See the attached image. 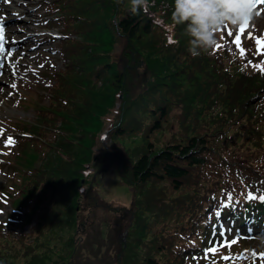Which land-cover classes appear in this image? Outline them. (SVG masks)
I'll return each mask as SVG.
<instances>
[{
  "label": "trees",
  "instance_id": "16d2710c",
  "mask_svg": "<svg viewBox=\"0 0 264 264\" xmlns=\"http://www.w3.org/2000/svg\"><path fill=\"white\" fill-rule=\"evenodd\" d=\"M150 4L146 12L133 13L127 8L116 18L114 0H51L47 4L54 18L59 15L61 23L73 15L80 18L76 26L83 31L78 38L84 43L87 33L109 41L115 32L124 38V43L118 59L100 56L94 42L87 49L83 46L81 56L76 58L78 63L86 58L81 65L91 71L92 77L75 73L74 65L78 63L75 57L71 58L66 74L55 81L59 82L61 95L54 93V97L61 105L53 109L51 116L39 117L42 124L53 122L58 115L61 120V125L50 129L48 142L40 144L50 153L41 157V168L35 175L41 191L36 195L38 200L28 205L24 217L26 223L34 219L31 232L50 235L44 238L46 248L51 238L62 240L61 236H53L63 227H76L74 206L80 187L86 182L84 175L96 159L93 148L102 117L113 106L115 92L120 87L128 91L134 83L138 89L129 100L125 94L122 116L133 110V116L146 130H156L173 103L179 107L178 119L186 120V126L176 142L153 153L142 151L124 163L122 158L116 159L120 164L118 176L127 185L163 181L172 191L179 192L167 200L161 197V206L149 205L147 223L167 222L170 230L162 241L148 244L132 264H187L200 256L204 245L211 246L216 233L264 231V202L259 199L264 190H256V181H264V72L239 70L232 77L224 70L225 65L212 58L213 54L206 56L202 51L192 57L185 25L176 26L168 14L173 1L150 0ZM103 43L106 49L102 51L106 53L110 45L106 40ZM93 53H97L94 58ZM95 79L103 85L98 92H93ZM191 117H196L192 123ZM199 117H208L213 125L200 129ZM120 125L113 127L114 134L123 135L125 129ZM212 145L217 146L214 151ZM100 170L105 172L108 168ZM31 190L33 185L25 190L28 198L34 196L29 193ZM249 193L256 199H248ZM59 211L65 212L63 217ZM136 223L130 230L138 233ZM27 237L30 234L12 236L0 232V264H44L47 249L39 255L28 251L24 255L26 248L14 252L5 244H25ZM52 244L62 253L61 245ZM67 245L71 248L72 240ZM121 250L123 259L115 264H127L124 257L131 250Z\"/></svg>",
  "mask_w": 264,
  "mask_h": 264
},
{
  "label": "rangeland",
  "instance_id": "374dc122",
  "mask_svg": "<svg viewBox=\"0 0 264 264\" xmlns=\"http://www.w3.org/2000/svg\"><path fill=\"white\" fill-rule=\"evenodd\" d=\"M50 1L0 0V19H4L0 24L6 21V41L16 36L12 34V30L16 29L15 25L21 26L19 31L23 28L27 34L40 37L39 40L31 42L28 49L33 51L31 55L27 56L21 52L15 54V51L18 52L17 47L23 43L22 37L18 36L14 38L17 43L8 48L4 47L3 50V53L7 51L5 61L9 64L0 69V232H8L12 236L30 234V237L25 238V244L20 241L5 244L14 252L26 248L24 255H27V251L39 255L41 250L47 249L44 251V264H115L120 258L123 259L121 249L126 247L131 251L124 257L125 262L132 264L133 260L146 251L148 244L155 240L162 241L167 235V230H170L167 222L147 223L150 219L147 216L149 205L161 206V197H166L167 200L179 192L172 191L169 184L163 181L153 185H150V182L127 185L118 176L120 164L116 163V159L122 158L124 163L126 158H134L142 151L153 153L169 142H176L177 137L184 131L186 120L178 119L179 107L172 103L166 119L161 121L160 128L146 130L137 116H133V110L123 116L121 114V103L122 106L126 104L125 94H128L129 100L138 89L136 83L130 88L128 86V91L120 87V91L114 94L116 100L113 106L102 117L93 148L96 159L90 163L88 172L84 175L86 182L80 187V195L74 206L76 227H63L59 234L53 236H61L62 240L51 238L50 246L46 248L48 245L44 238H49L50 235L45 233L37 236L35 230L31 232L30 226L34 219L26 223L24 217L28 205L38 200L36 195L41 191L38 187L39 179L35 176L41 168V157H47L50 153L40 144L48 142V138L52 136L50 129L61 125V120L58 115L53 122L42 124L39 117L45 114L51 116L53 109L61 105L54 97V93L61 95L59 82L55 81L66 74L71 58L81 56L83 46L87 49L91 42H94L100 56L105 54L111 59H118L121 57L124 43V38L118 35V32H115L114 38L109 41L103 39L104 36L95 39L94 33H87V41L84 43L78 38L83 31L76 26L80 18L73 15L64 23L59 22V15L54 18V14L52 15L47 7ZM263 1L260 0L254 8V16L247 21L242 33L240 28L243 23L239 26L225 24L216 36V45L220 47L215 45L206 51L207 53L203 52L206 56L213 54L212 58H216L222 66L225 65L224 70L228 71L229 75L232 74V77L239 70H259L253 65H260L264 61V55L257 53L256 44L257 38L264 39ZM113 7V17L116 18L127 8H131L130 0H120L119 4L114 0ZM168 14L171 15L170 11ZM229 31L232 32L231 36L228 35ZM237 33H240L239 48L233 42ZM185 39L189 37L186 36ZM105 40L110 45L106 53L102 51L106 49L103 43ZM241 48L244 50L243 56L240 53ZM9 52L11 56L8 55ZM87 53L89 54L88 51ZM97 53H93L92 57H96ZM76 61L78 63L77 58ZM85 61L86 58L83 57L74 65L75 73L91 78V71L81 65ZM93 81V92L100 91L103 88L102 83L98 79ZM13 84L16 85L15 88L12 87ZM84 94L85 91L81 96ZM195 119L196 117H191L190 123ZM127 120L128 123H125ZM208 120V117H199L200 129L207 124L213 125ZM261 122L264 132V120ZM118 123L125 129L123 135L114 134L112 131ZM236 127L238 126L232 128ZM228 145L233 146L230 143ZM216 147L212 145L213 151ZM102 167L108 170L103 172L100 170ZM256 182H259L256 190H264V181L259 179ZM32 185L33 190L29 193L34 196L28 198L25 190ZM37 213L38 211L33 215ZM58 213L61 217L65 214L64 211ZM138 218L140 222L136 223ZM134 223L139 225L138 233L130 230ZM54 227L57 225L54 224ZM260 233L264 231L237 234L236 230H231L224 231L223 235L216 233L210 241L211 246L204 245L199 251L200 256L187 264H262L259 254L264 251L258 249L259 242L256 239ZM71 240L73 246L70 248L67 243ZM52 243L61 245L62 253L59 254ZM204 243L205 239L202 241V244ZM213 249L215 251H212ZM153 251L154 248L151 250L152 255ZM253 252L258 254L257 257L252 256Z\"/></svg>",
  "mask_w": 264,
  "mask_h": 264
},
{
  "label": "clouds",
  "instance_id": "9594fccd",
  "mask_svg": "<svg viewBox=\"0 0 264 264\" xmlns=\"http://www.w3.org/2000/svg\"><path fill=\"white\" fill-rule=\"evenodd\" d=\"M119 4L120 0H116ZM131 11H147L150 0H130ZM254 16L250 0H173L171 21L185 25L188 52L198 57L217 43V33L225 25L239 26ZM258 249L264 251V233L257 235Z\"/></svg>",
  "mask_w": 264,
  "mask_h": 264
},
{
  "label": "snow or ice",
  "instance_id": "6c2138e0",
  "mask_svg": "<svg viewBox=\"0 0 264 264\" xmlns=\"http://www.w3.org/2000/svg\"><path fill=\"white\" fill-rule=\"evenodd\" d=\"M250 3H251V6L253 8L256 7V5L258 3H260V0H250ZM247 25V21H245L242 25H241V28H240V32L242 33L244 31V27ZM7 25L6 24H2L0 25V54H3V50H4V44H3V40H4V35H5V29H6ZM228 35L231 36L232 35V32L229 31L228 32ZM236 46L239 48L240 46V33H237L236 37H235V40L233 41ZM256 44H257V53L258 55H264V39H261V38H257L256 39ZM216 47H220L219 45H216ZM240 53H241V56L244 55V50L241 48L240 49ZM9 56H11V52L8 53ZM249 63L251 64V61H249ZM2 66V65H0ZM253 67L255 68H258L259 70L261 71H264V61L261 62L260 65H253ZM13 88L16 87L15 84L12 85ZM229 199H231V194H229ZM248 199H251V200H255L256 197L253 196L251 193L248 194ZM260 201L264 202V195H261L259 197ZM221 235H223V233H220ZM234 243V241H233ZM212 251H215V249H213ZM257 253L253 252L252 253V256L255 258L257 257ZM224 259H229V257H224ZM259 259L262 261V264H264V253H260L259 254Z\"/></svg>",
  "mask_w": 264,
  "mask_h": 264
},
{
  "label": "bare ground",
  "instance_id": "6f19581e",
  "mask_svg": "<svg viewBox=\"0 0 264 264\" xmlns=\"http://www.w3.org/2000/svg\"><path fill=\"white\" fill-rule=\"evenodd\" d=\"M264 2V1H263ZM1 20H4V19H0V22H1ZM6 22V21H5ZM5 22L4 23H1L0 25H2V24H5ZM21 26H16L15 25V28L16 29H14V30H12V34H14V35H16V36H18V37H22V39H23V43H21V45H19L18 47H17V50H18V52L17 51H15V54L16 55H18V53L19 52H21V53H25L27 56L28 55H31L32 54V50H28L29 49V47H30V44H31V42L32 41H34V40H39V38H36V37H33V36H31V35H29V34H27V32H26V30H24L23 28L19 31L18 29L20 28ZM23 27H25V25H23ZM28 28V27H27ZM7 33H6V31H5V35H6ZM4 35V42H3V44H4V47H6V48H8V46H13V44H15V43H17V41L16 40H14V38L16 37V36H14V38H10L8 41H6V36ZM42 37V36H41ZM43 39V38H42ZM7 51H4V53L3 54H1L0 55V65H2V66H0V69L2 70V69H4L5 68V66H6V64H7V66H8V64L9 63H7L6 61H5V57H6V55H7V53H6ZM6 53V54H5ZM5 54V55H4ZM34 55V54H33ZM21 69V68H20Z\"/></svg>",
  "mask_w": 264,
  "mask_h": 264
}]
</instances>
